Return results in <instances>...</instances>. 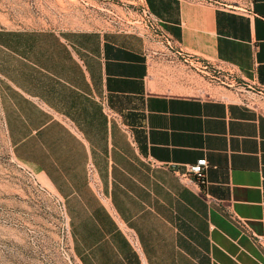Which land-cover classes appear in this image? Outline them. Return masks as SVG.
Returning <instances> with one entry per match:
<instances>
[{
	"label": "crops",
	"instance_id": "crops-1",
	"mask_svg": "<svg viewBox=\"0 0 264 264\" xmlns=\"http://www.w3.org/2000/svg\"><path fill=\"white\" fill-rule=\"evenodd\" d=\"M235 2L144 0L145 33L0 29L9 143L79 264H264V0ZM216 72L261 105L206 95ZM202 158L203 183L173 171Z\"/></svg>",
	"mask_w": 264,
	"mask_h": 264
},
{
	"label": "rangeland",
	"instance_id": "rangeland-1",
	"mask_svg": "<svg viewBox=\"0 0 264 264\" xmlns=\"http://www.w3.org/2000/svg\"><path fill=\"white\" fill-rule=\"evenodd\" d=\"M147 12L144 0H0V29L159 31ZM210 81L208 96L261 105L249 97L252 90L231 75L216 72ZM0 264H79L65 208L37 173L16 159L1 106Z\"/></svg>",
	"mask_w": 264,
	"mask_h": 264
},
{
	"label": "built area",
	"instance_id": "built-area-1",
	"mask_svg": "<svg viewBox=\"0 0 264 264\" xmlns=\"http://www.w3.org/2000/svg\"><path fill=\"white\" fill-rule=\"evenodd\" d=\"M204 1L206 3H212V0H201ZM233 11H238V12H243V13H250L252 12L251 6L250 4L246 3V0H236V2L234 4H232L231 6ZM148 13V17L151 20L152 27L155 28V26L157 25L158 30L160 31V23L157 19H155L154 17H152L149 13ZM155 25V26H154ZM151 29V27H149ZM153 30V29H152ZM150 163L153 165V167L158 168V167H165V168H169L168 165H164L161 162L155 161V160H151ZM209 167V162L207 159L202 158L199 159L197 161V163L189 165L186 169L185 172H180L178 169H174L173 171L181 178V179H191L194 178L197 181H199L200 183L204 182V177H205V173L206 170ZM88 178H89V182L90 185L92 186V188H94L96 191H99L100 189V182L98 180V177L96 175V170L95 167L90 164L88 167ZM262 241V239H260Z\"/></svg>",
	"mask_w": 264,
	"mask_h": 264
}]
</instances>
